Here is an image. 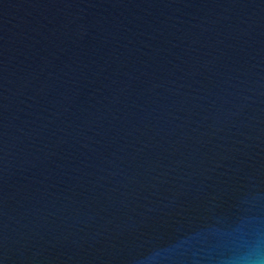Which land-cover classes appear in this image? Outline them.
<instances>
[{
    "label": "water",
    "instance_id": "water-1",
    "mask_svg": "<svg viewBox=\"0 0 264 264\" xmlns=\"http://www.w3.org/2000/svg\"><path fill=\"white\" fill-rule=\"evenodd\" d=\"M0 264H264V0H0Z\"/></svg>",
    "mask_w": 264,
    "mask_h": 264
}]
</instances>
